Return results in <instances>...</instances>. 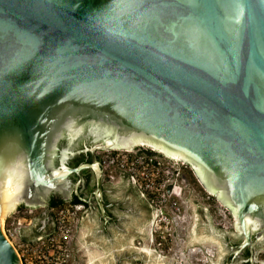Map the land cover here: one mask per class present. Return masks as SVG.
<instances>
[{"label":"water","instance_id":"obj_1","mask_svg":"<svg viewBox=\"0 0 264 264\" xmlns=\"http://www.w3.org/2000/svg\"><path fill=\"white\" fill-rule=\"evenodd\" d=\"M86 123L104 139L73 167L78 152L59 154L58 143ZM144 145L192 164L235 212L238 248L254 247L251 227L264 235V0H0V264H22L3 231L18 204L51 208L91 170L105 208L98 151Z\"/></svg>","mask_w":264,"mask_h":264},{"label":"crops","instance_id":"obj_2","mask_svg":"<svg viewBox=\"0 0 264 264\" xmlns=\"http://www.w3.org/2000/svg\"><path fill=\"white\" fill-rule=\"evenodd\" d=\"M196 179L190 164L180 176L185 219L175 221L176 248L168 254L155 249L152 235L155 208L127 173L118 171L115 180L103 181L105 208L95 198L98 194L95 185L86 193L87 206L72 235V264H131L136 260L145 264H263L260 260L264 253L263 227H251L254 247L238 248L244 236L235 212L227 207L232 224L228 228L220 226L198 197ZM76 189L82 195L86 187L73 185L67 194L75 195ZM34 207L37 214L33 226L24 228L21 234L28 241L38 238L33 237V230L41 237L55 228L50 207ZM236 250L239 251L235 253Z\"/></svg>","mask_w":264,"mask_h":264},{"label":"built area","instance_id":"obj_3","mask_svg":"<svg viewBox=\"0 0 264 264\" xmlns=\"http://www.w3.org/2000/svg\"><path fill=\"white\" fill-rule=\"evenodd\" d=\"M147 149L136 146L133 149L101 150L99 161L104 180L113 181L118 171L125 172L149 199L155 208L152 223L155 249L161 254H168L175 252L176 248L175 221L185 219L180 176L190 168V164L180 159L147 153L144 151ZM197 195L220 226L230 227L232 218L229 209L214 194L203 188L197 191ZM86 206L85 202L80 201L51 207L54 231L34 241L24 240L21 231L33 224L37 208L16 206L3 219V231L16 248L22 264H72V235ZM131 264L145 263L136 260Z\"/></svg>","mask_w":264,"mask_h":264},{"label":"flooded vegetation","instance_id":"obj_4","mask_svg":"<svg viewBox=\"0 0 264 264\" xmlns=\"http://www.w3.org/2000/svg\"><path fill=\"white\" fill-rule=\"evenodd\" d=\"M103 134H104L103 131H99V129L96 126L92 125L91 123H86L85 127L83 128V131L75 138V140L72 143L69 142V136L68 135H65L63 138H61L59 143H58L57 152L59 154H61L63 150H67L71 154L73 152H78L77 154L73 155L72 157L67 158L66 163L69 165L71 160L75 159L81 153L86 152V151H82V152H79V151L89 147V146H86L84 148H80L78 145L82 142V140H86V142L92 141V142H95V144H97V143L103 141V139H104ZM157 152H161V151H157ZM98 158H100L99 151H98ZM60 161H61V158L59 156L58 158H56L55 162L59 163ZM193 169H194V172L196 173L194 166H193ZM84 175L86 176V182H85V187H86L87 183H88V178H87V175L85 174V172H84ZM71 178H72L71 186H73V185L75 186V184L79 181V179L76 178L75 175H72ZM73 196L74 195H70V194L69 195L67 194L66 196L65 195H54V196H51L49 198V201H51L53 198L73 199ZM82 197L86 198V195L84 193H82Z\"/></svg>","mask_w":264,"mask_h":264},{"label":"trees","instance_id":"obj_5","mask_svg":"<svg viewBox=\"0 0 264 264\" xmlns=\"http://www.w3.org/2000/svg\"><path fill=\"white\" fill-rule=\"evenodd\" d=\"M94 144H95V142H92V141H87L86 142V140H82V142L78 146L80 148H84L86 146L91 147ZM144 151L147 152V153H150V154L157 155V156H162V157L165 156L162 152H157V151H153V150H150V149H147V150H144ZM91 161H92L91 153L90 152H83L80 155H78L75 159L71 160L69 165L75 167V166H77V165H79L81 163L91 162ZM84 172H85V174L87 175V178H88V183H87V186H86V190L84 191V194L87 195L86 193L91 191L92 188H94V186L96 185V179H95V175H94L93 171L85 170ZM80 201L81 200L76 195H74L73 199H71V201H69V202H80ZM67 202L68 201H66L65 199H62V198H58V199L57 198H53L50 201L51 207L57 206V205H60V204H65ZM24 205H25L24 203H21L18 206H24ZM32 226H33V224H32ZM23 232H24V229L21 231V234H23ZM32 233H33L32 234L33 237H36V238L38 237L39 238V236H36L37 235L36 230H33ZM21 237H22V235H21ZM32 241H34V240H32ZM246 254H249V251H247Z\"/></svg>","mask_w":264,"mask_h":264},{"label":"rangeland","instance_id":"obj_6","mask_svg":"<svg viewBox=\"0 0 264 264\" xmlns=\"http://www.w3.org/2000/svg\"><path fill=\"white\" fill-rule=\"evenodd\" d=\"M143 147H145V148H148V149H150V147L149 146H147V145H144ZM157 151V150H156ZM164 154V153H163ZM165 156H167V155H165ZM191 166L193 167V165L191 164ZM197 180V179H196ZM199 180V179H198ZM196 181V183L198 184L197 186H198V190L197 191H202V189L204 188L202 185H201V183H200V181ZM216 196V195H215ZM231 225V224H230ZM260 260L261 261H263L264 262V253L260 256ZM264 264V263H263Z\"/></svg>","mask_w":264,"mask_h":264}]
</instances>
